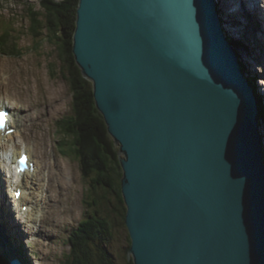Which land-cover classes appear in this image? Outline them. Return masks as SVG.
Here are the masks:
<instances>
[{
	"label": "water",
	"instance_id": "water-1",
	"mask_svg": "<svg viewBox=\"0 0 264 264\" xmlns=\"http://www.w3.org/2000/svg\"><path fill=\"white\" fill-rule=\"evenodd\" d=\"M214 3L78 1L72 53L119 148L133 264H264L257 101Z\"/></svg>",
	"mask_w": 264,
	"mask_h": 264
},
{
	"label": "rangeland",
	"instance_id": "rangeland-1",
	"mask_svg": "<svg viewBox=\"0 0 264 264\" xmlns=\"http://www.w3.org/2000/svg\"><path fill=\"white\" fill-rule=\"evenodd\" d=\"M218 2H220V7L228 6L223 0H218ZM226 2L233 3V7L235 9L237 8L236 4H238V0H229ZM28 7H34L37 11L42 10L40 0H0V35L5 32V35L8 36V45H10V48L13 49V52H15L16 55L15 57H9L0 54V58L21 61L25 66L28 68L30 67L29 69L36 72L35 76L37 75L36 79L38 85L30 78L28 83L31 86H38L37 104L39 106L37 105V107H40L41 104L43 105V103L46 102L45 99L49 97L46 88H49V93L53 95L56 102L52 108L50 107L47 109V112L43 111L42 118L39 119L40 121H37V124H40L39 130L46 133L44 135V151L46 153H43L44 156L41 151L37 149V143H35L36 147L34 148V143H29V140L24 134L18 132V130L15 133V140L19 144L25 142L30 145L32 149H34L33 151L36 150L34 152L36 156L35 158L38 157L44 161L47 166H49L48 163H50V165H64L66 170H68L66 171L65 179L68 186L62 192L54 193L52 186L57 187L58 184L62 185L60 178L57 185L49 186L47 196L48 198H51L46 202L50 210L48 213L49 216L44 219L42 224L44 233L41 234V240L38 242V234L34 237L27 234L22 239H19V246L15 250V258L20 264H65V257L70 253L68 238L85 216L87 207L83 200L84 192L86 188L89 187V180L85 181L82 178L79 161L74 158L73 154H71L67 147H64L69 138L62 134L60 128L62 121H65V119L72 114L73 94L70 79H68L66 72L62 70L56 45L47 32L45 31L43 35L35 41L31 37V34L35 32L32 28L36 26L28 29L30 26L27 19L29 14ZM252 8L253 5H251V9ZM258 8H260L259 17H262L264 21V0H259ZM229 10L230 8L226 10V12L229 13ZM249 11L250 9H247V13ZM242 18L244 19L241 15V22H243ZM41 26H43V23ZM245 27L246 28L244 29L247 31H244L246 32V41L240 39L241 46H236V48L233 49H235L237 56L241 57L243 55L244 58H242L245 59V53L242 54V52H240V50H242L241 48L250 49V46L255 47L250 51V56H252L257 62L256 66L253 61L252 65L248 64L246 59V62H244V60H238V63L240 66L243 64L241 69L245 77H247L248 70L251 69L254 75L252 80L256 84V89L254 88V96L255 98H260L262 106L264 107V98L260 95H264V93H262L259 88L261 82L259 79H264V43L263 45L261 44L258 46L257 40L256 42L254 40L253 29H250L249 26L246 25ZM227 28V33L230 36L234 37L236 40H238L237 38H240L229 33L231 31L229 25ZM3 29H5V31H3ZM239 29L240 28L238 27L237 30L239 31ZM11 30H13L12 35H15L13 36L14 43L12 35L11 37L9 36ZM38 30L41 31V29ZM228 39L234 40L233 38ZM255 50H257V52H255ZM237 59H239V57ZM248 80H250L248 82H252L251 78H248ZM0 92L7 98V91L0 89ZM12 104L13 101L8 98L6 105L11 108ZM263 129L264 128H261L259 130L262 132ZM261 132L260 134L263 136L261 139L264 141V134ZM67 172H69V175ZM25 184L30 186V183L28 182H25ZM113 217L115 216L112 215L111 219H113ZM114 225V237L109 246V251L114 256L115 264H129L131 259L128 258V251L126 250L128 246L127 229L125 226L121 227L116 224ZM4 239V236L0 235V264H9L14 260V257L12 256V253L14 254V252L12 250V252H10V248L12 249V242L8 241L9 239Z\"/></svg>",
	"mask_w": 264,
	"mask_h": 264
},
{
	"label": "trees",
	"instance_id": "trees-1",
	"mask_svg": "<svg viewBox=\"0 0 264 264\" xmlns=\"http://www.w3.org/2000/svg\"><path fill=\"white\" fill-rule=\"evenodd\" d=\"M78 1L40 0L41 11L28 7L27 19L31 26L28 29L37 27L32 28L35 31L31 34L34 41L45 31L54 40L62 70L70 79L72 114L62 121L60 128L62 134L69 138L64 147L79 161L82 178L89 180L83 200L87 209L84 218L68 238L70 253L65 257V264H115L109 246L114 237V224L125 226L126 206L121 192L123 171L119 163V148L96 108L93 85L83 77L72 53ZM12 33L13 30L10 31V37ZM229 40L234 47L240 45L237 40ZM0 53L9 57L15 55L8 45L5 32L0 35ZM251 81L254 90L255 85ZM257 101L259 116L262 117L264 107L260 98L257 97ZM112 215L115 216L113 219ZM130 244L128 236L127 251ZM129 264H133L132 260Z\"/></svg>",
	"mask_w": 264,
	"mask_h": 264
},
{
	"label": "bare ground",
	"instance_id": "bare-ground-1",
	"mask_svg": "<svg viewBox=\"0 0 264 264\" xmlns=\"http://www.w3.org/2000/svg\"><path fill=\"white\" fill-rule=\"evenodd\" d=\"M214 1H215L214 3L215 11L217 13L220 30L222 34L225 36L226 40L228 39L227 26L229 25V27L231 28V31H230L231 34H233L234 36L240 37L244 41H246L247 31L244 29L246 28L245 27L246 25V26H249L250 29H253L254 40L255 42L257 40L258 46H260L261 44L263 45L264 43V21L262 17H259L260 15L259 13L260 8H258L259 0H238V4L235 3L237 7L236 9L233 7V3L232 4L230 3L231 1L228 3L226 2L229 0H223L224 3L228 5L227 7L226 6L220 7V2H218V0H214ZM218 5H219V8H218ZM251 5H253V8H252L253 10L251 9ZM229 8L230 10L228 13L226 12V10H228ZM247 9H250V18L247 14ZM241 15L244 17V19L242 18V21L244 23L240 21ZM225 25H226V28H225ZM238 27L240 28L239 31L237 30ZM252 48L254 49L255 47L250 46V49L241 48L242 50L240 49L239 50L240 52H242V54L245 53L244 54L245 59L248 64L252 65V63L254 62L256 66L257 62L254 60L252 56H250L251 54L250 51H252ZM255 52H257V50H255ZM13 57H15V55ZM238 57L239 59H237V63H238V60L240 61L244 60V62H246L245 59H243L244 58L243 55L241 57L240 56ZM242 65L243 64H241V66ZM29 68L25 66V64H23L21 61H18V60L14 61V60H9L5 58L3 59L0 58V89L8 92L7 98L4 97L0 92V110H3V109L10 110L11 115H10L9 122H10L11 128H16L18 132L23 133L24 136L29 140V143L33 142L34 145L33 144L32 145L34 146V148L37 145V149H39V151H41L43 155V153H45L44 135L46 133L39 130L40 124H37V121H40L39 119L42 118L43 111L47 112L48 108L50 107L52 108V106L56 102V99H54L53 95L49 93V88H46L48 92L46 93L49 94V97L45 99L46 102H44L43 105L41 104L40 107H37L38 105L37 104V91H38L37 85L38 84H37V79H36L37 75L35 76L36 72H34L32 69H29ZM247 73H248L247 77L245 78H247V80L248 78H251L252 80L254 75L251 69H249ZM29 78L33 79L37 85L31 86L28 83L30 81ZM259 81H261L260 85H262L263 84L262 81H264V79H259ZM260 95L264 98V95L262 94ZM8 98L13 101L11 108L10 106L6 105V101ZM257 112H258L257 131H258V135L260 138L261 147L264 152V141L261 139L263 138V136H261L260 134L261 131L259 130L261 128H264V116L262 117L259 116L258 105H257ZM19 127H20V130H19ZM263 131L261 132L262 134H264ZM15 136L16 134H13L10 136H4L2 135V132L0 133V149L3 150V153L0 156V168L1 169L6 168L4 165V161H5L4 158L7 155L11 158V160L13 159L14 161H16V159L21 155L22 152L28 153L31 158L30 160H32V162H34V164L36 165H35V170L33 173H25L26 176L23 177V179L18 178L15 182H13L10 178L3 181V178L0 177V235L4 236L6 240L9 239L8 241L12 242V245H11L12 249L10 248V252L12 251L14 252V254L12 253V256L14 257V259L16 255L15 250L19 246L18 241H20L19 233H21L22 237H24L27 234L29 236L34 237V236H37L38 234L39 236L37 237L38 242L41 240L40 238L41 234L44 233L42 224L44 222V219H46L49 216L48 213L50 210L46 202L47 200L51 198V197L48 198L47 196L49 186L57 185L59 178L62 181V185L58 184L57 187L52 186L54 193L62 192L68 186L65 180L66 171L68 170H66L64 165L62 164H60L62 166H59L58 164L50 165V163H48L49 166H47L44 161H42L38 157L35 158L36 156L34 152L36 150L33 151L34 149H32V147L26 144L25 142H22L21 144L17 143V141L15 140ZM35 143L37 144L35 145ZM5 172L6 174H8V176L10 177L13 176L11 167H9L8 170H5ZM67 173L69 175V172ZM25 182L30 183V186H27L26 185L27 183L25 184ZM3 185L6 186L9 192H7V190H4ZM11 186L15 187V189L21 188L23 191L22 197L19 200L20 204L18 206L13 201V196L9 189ZM2 193L8 194L9 200L11 201L16 211V214H14V216H12L9 213L5 205V202L3 201ZM5 199H7V197H5ZM24 206H27L26 211L24 210L22 211V208ZM28 206H30V208H28ZM41 208L44 209V212L39 214ZM21 224L24 226H21ZM16 257L19 258L18 256Z\"/></svg>",
	"mask_w": 264,
	"mask_h": 264
},
{
	"label": "snow or ice",
	"instance_id": "snow-or-ice-1",
	"mask_svg": "<svg viewBox=\"0 0 264 264\" xmlns=\"http://www.w3.org/2000/svg\"><path fill=\"white\" fill-rule=\"evenodd\" d=\"M2 117H3V114L0 113V127H2ZM23 163V161H21Z\"/></svg>",
	"mask_w": 264,
	"mask_h": 264
},
{
	"label": "clouds",
	"instance_id": "clouds-1",
	"mask_svg": "<svg viewBox=\"0 0 264 264\" xmlns=\"http://www.w3.org/2000/svg\"><path fill=\"white\" fill-rule=\"evenodd\" d=\"M228 38H232V36H230L229 34H228ZM228 41L230 42V40L228 39ZM231 43V42H230ZM232 45V44H231ZM232 47H234L233 45H232ZM234 48H236V47H234ZM237 56V55H236ZM238 57V56H237ZM254 84V83H253ZM256 89V88H255ZM264 103V102H263Z\"/></svg>",
	"mask_w": 264,
	"mask_h": 264
}]
</instances>
